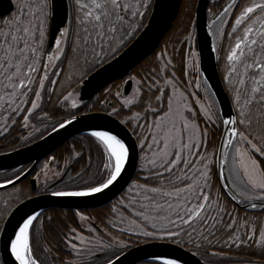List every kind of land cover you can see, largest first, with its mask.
I'll list each match as a JSON object with an SVG mask.
<instances>
[{"label":"snow or ice","instance_id":"1","mask_svg":"<svg viewBox=\"0 0 264 264\" xmlns=\"http://www.w3.org/2000/svg\"><path fill=\"white\" fill-rule=\"evenodd\" d=\"M9 2L0 13V136L22 128L18 139L28 144L67 131L83 122L85 109L94 111L79 96L82 83L91 84L90 73L107 72L141 32L147 35L154 0H65L62 26L55 25L54 0ZM218 7L209 9L208 29L219 40L211 51L229 111L205 75L190 24L180 63L191 79L176 75L179 50L161 49L154 67L128 77L131 94L117 89L116 103L103 98L104 115L87 117L97 121L86 135L98 162L71 145L60 160L47 157L35 177L43 176L44 194L69 205L76 221L57 229L63 248L45 243L37 256V231L53 217L22 208L13 224L3 202L0 264H95L101 257L105 264H136L128 253L137 247L151 257L148 264H182V250L206 257L205 264H264V0H221ZM106 117H122L123 129L109 127ZM210 136L218 137L211 146ZM137 149L140 171L128 182ZM26 176L14 170L0 188ZM105 198L108 212L98 224L87 208Z\"/></svg>","mask_w":264,"mask_h":264},{"label":"water","instance_id":"2","mask_svg":"<svg viewBox=\"0 0 264 264\" xmlns=\"http://www.w3.org/2000/svg\"><path fill=\"white\" fill-rule=\"evenodd\" d=\"M211 0H198L195 11V28H196V39L197 47L202 48V67L208 69L205 75L210 77V83L212 88L215 90L217 96L220 98L221 106L227 112L229 111L228 104L225 102V94L223 92V84L221 80L220 71L215 60V53H212V45L215 43V39L209 34L208 24V7ZM56 8V19L55 25L62 26V21L66 13L65 0H54ZM69 2V0H68ZM182 0H154L153 9L151 15L147 21L148 28L145 32L137 37L132 44H130L124 52L121 54L120 62L115 64L111 62L108 66V71L100 75V70L89 74L88 79H92V83H82L79 96L83 98V102L91 101L101 91H103L108 85L119 79L126 78L132 70L142 63L145 59L152 56L156 49L161 45L163 39L167 33L172 29L175 20L178 17ZM11 7L9 0H0V13H7ZM53 34L50 32L48 44L51 46ZM216 44V43H215ZM115 64V67L112 66ZM216 66V70L213 72L211 68ZM128 80V79H127ZM133 89V83H126L123 87V93L130 94ZM234 114V113H233ZM104 115L103 112H87L82 114L83 122L76 124L74 127L69 126L68 130H60L58 133L48 135V133L37 140L36 142L26 145L24 147L0 153V171L15 169L24 165L31 164L30 168L26 171L27 176L23 177L21 181L30 176L32 171L37 165L45 158L49 157L54 151L63 146L66 142L77 135L87 134L89 124L96 123L97 121L88 120L89 116ZM111 120L108 124L109 127H116L117 130L123 129V125L118 124V118L106 117L105 123ZM134 139V138H133ZM140 154L137 149V159L135 166L131 169L129 176L126 177L128 182L133 180L139 165ZM17 181V183L21 182ZM33 189L36 190L35 179H32ZM127 185H125L126 187ZM11 187L8 185L7 188ZM6 188H0V190ZM122 193V190H118L115 195L111 197L113 201ZM109 204V199L105 198L102 201H93L88 206V209L100 208ZM22 208L36 209L37 211H46L53 208L70 209L69 205L64 202L57 201L54 198H50L45 194L36 195L20 202L8 215L7 221L15 223V219H19V210ZM15 217V219H13ZM3 238L0 237V252L3 251ZM135 251L137 256L141 259H136L131 253ZM130 259L135 260L136 264L140 262L150 261L151 257L146 252H141L140 249L133 248L129 250ZM179 255L183 257L182 264H205V261L200 257L199 254H193L187 250L178 251ZM6 258V254L5 257Z\"/></svg>","mask_w":264,"mask_h":264},{"label":"trees","instance_id":"3","mask_svg":"<svg viewBox=\"0 0 264 264\" xmlns=\"http://www.w3.org/2000/svg\"><path fill=\"white\" fill-rule=\"evenodd\" d=\"M197 1L198 0H182V4H181V8H180L178 17L175 20L172 29L167 33V35L163 39L160 47L156 50V52L152 56L148 57L142 63H140L137 67H135L133 69V71L131 72L130 76H137V78H139V75L145 74L149 69L154 67L155 66V55H156V53H158L161 49L167 47L169 50V54H173L174 49L179 50L180 54L175 55L174 59H173V63L176 64V75L180 76L182 80L187 79L186 75L181 74L180 58H181V55L183 54V52L185 51L184 46H183L184 36L187 33L189 25L193 24V23L195 24V11H196ZM70 2H71V0H70ZM220 2H221V0H211L210 5H209V9H211L212 12L218 11L219 10L218 4ZM208 16H209V19L211 20L209 10H208ZM149 17H148V19H149ZM148 19H147V21H148ZM216 42H217L216 44H219L218 39H216ZM223 54H224V52L221 51V53H220L221 57L223 56ZM220 68H221V66L219 65V69ZM220 73H221V70H220ZM123 81H124L123 79L117 80V81L113 82L112 84L108 85L99 95L95 96L90 102L85 103V104L88 105L90 108H93L94 111H92V112H95V111H101V109L103 108V98L105 96L108 99H110L113 103H116V100L112 96V93H115L117 91V89H119V91L121 90ZM109 89H111V92L108 91ZM46 106L48 108L52 107V105H48L47 103H46ZM85 112H89V111L87 109H85ZM117 118L121 119L122 117H117ZM25 131H26L25 129L17 127V128H14L13 130H11L10 132H8L5 136H0V151H10V150H14L17 148H21L23 146L29 145L30 143L35 142L38 139H40V137L37 136L35 139H33L28 144L22 143L18 139V137H20L22 134H24ZM46 134L47 133H45L44 135H46ZM217 139H218V137H216V136H210V138H209L210 145L209 146H211L212 143L216 142ZM71 145H76L77 150L85 152L86 154L88 152H90L92 155L93 163L98 162L97 157L99 156V153H98V150L96 148V145L86 134L75 136L74 138L69 140L65 145L60 147L57 151L52 153L51 156H55L57 158V160H60V158L62 156H66L68 154L67 150ZM45 161L46 160H43L42 162H40V164L35 169V171H33L32 176L41 170L42 166L45 164ZM61 163H62V161H61ZM81 163H83V160L81 161ZM29 166L30 165H25V166H22L20 168L13 169V170L0 171V181L3 182L8 177L13 176L14 170H18V169L22 168L26 171L29 168ZM79 167H80V164L75 165V168L78 169ZM139 171H140V163H139V168H138L137 173ZM74 174H75V172H73V175ZM136 178H137V174L133 180H135ZM213 181L217 185L220 184L219 180L217 179V177L215 175L213 176ZM15 189L18 191V196L21 199L24 197L26 198V195L29 193V189H30L29 179H25L24 181H22L18 185H16V187H13L12 189H8L7 192L9 194V197H12V195L14 196L13 190H15ZM41 189H42V187H41ZM18 196H16V197H18ZM13 199L8 201L9 205L11 204V201ZM228 203H229L230 207H235L236 211H238L241 215L244 214V210L242 207L236 206L234 204V202H231V201H228ZM13 204H15V203H13ZM13 204H11V205H13ZM108 206H109V204H107L106 206L100 207V208L89 209L87 211L90 212L92 214V216L96 218V221L99 224L101 218H103L105 216V214L108 212ZM65 212L68 213L67 216L63 215V213H65ZM45 213L47 215H51L53 217V223L49 225V224H47V222H45L46 226H45L44 231L43 232H40L39 230L37 231L36 255L41 256V257L43 256V253L40 250V245H42V244L46 243L50 247L60 248V249L63 248V242L61 239V235L59 234V232L57 230L58 228L63 227L65 225L73 226V227L77 226L75 219L71 216L70 210L49 209V210L45 211ZM248 214L249 215L252 214L251 210H249ZM100 226L103 227L102 224ZM201 258L204 261L207 259L206 257H203V256H201ZM105 259H106L105 257L98 258L95 260V264H105ZM148 262L149 261L141 262L139 264H148Z\"/></svg>","mask_w":264,"mask_h":264},{"label":"flooded vegetation","instance_id":"4","mask_svg":"<svg viewBox=\"0 0 264 264\" xmlns=\"http://www.w3.org/2000/svg\"><path fill=\"white\" fill-rule=\"evenodd\" d=\"M1 152V151H0ZM53 170H55L56 171V169L55 168H52ZM51 169V170H52ZM35 171V170H34ZM41 171V170H40ZM39 171V172H40ZM36 173L35 175L36 176H38V175H40V173ZM35 175H31L28 179H29V185H31V178L32 177H34ZM50 175H51V173H50ZM50 179H52V177L50 178ZM24 181V180H23ZM22 182V181H21ZM0 183H2L1 181H0ZM19 184V183H18ZM18 184H16V185H18ZM36 184H37V187H38V190H33L32 189V191L30 192V193H28L27 195H26V198H29V197H32V196H35V195H39V194H43L44 192H43V188L41 189V187H42V184H43V176H41V178H40V180L39 181H37L36 182ZM13 188V187H12ZM12 188H9V189H12ZM7 190L8 189H5V190H2V191H0V196L2 195V197L0 198V211H3V202H7L6 201V199H7V195H8V192H7ZM16 193H18V191L15 189V190H13V194L14 195H17ZM16 198V197H15ZM25 197L24 198H19L18 199V201H16L15 202V204H13L11 207L9 206V209H10V211L17 205V204H19V202H21V201H23L24 199H26ZM4 199V200H3ZM11 205V204H10ZM10 211H9V213H10ZM8 216V215H7ZM7 216L5 217V219L7 218Z\"/></svg>","mask_w":264,"mask_h":264},{"label":"bare ground","instance_id":"5","mask_svg":"<svg viewBox=\"0 0 264 264\" xmlns=\"http://www.w3.org/2000/svg\"><path fill=\"white\" fill-rule=\"evenodd\" d=\"M208 19H209V17H208ZM209 22H210V19H209ZM159 47H160V46H159ZM159 47H158V48H159ZM156 50H157V49H156ZM154 53H155V52H154ZM90 74H91V73H90ZM119 80H122V79H119ZM122 93H123V92H122ZM85 113H87V112H85ZM83 135H85V134H83ZM44 136H45V135H44ZM73 138H74V137H73ZM38 140H39V139H38ZM70 140H71V139H70ZM35 142H36V141H35ZM32 143H34V142H32ZM32 143H30V144H32ZM66 143H67V142H66ZM66 143H65V144H66ZM65 144H64V145H65ZM61 147H62V146H61ZM219 183H220V181H219ZM32 189H33V188H32V186L30 185L29 193L32 191ZM16 194H17V195H14V196L12 195V197H9V194H8V195H7V199H6V201L8 202V201H10L11 199L15 198L16 196H18V193H16ZM1 197H2V195L0 196V198H1ZM32 197H33V196H32ZM29 198H30V197H29ZM26 199H27V198H26ZM26 199H24V200H26ZM3 200H4V199H3ZM24 200H23V201H24ZM14 203H15V202H14ZM19 203H20V202H19ZM17 205H18V204H17ZM17 205H16V206H17ZM16 206H15V207H16ZM10 207H11V206H10ZM15 207H14V208H15ZM14 208H13V209H14ZM13 209H12V210H13ZM53 209H60V208H53ZM12 210H11V211H12ZM63 210H70V209H63ZM11 211H10V212H11ZM9 214H10V213H9ZM9 214H8V215H9ZM7 217H8V216H7ZM6 219H7V218H6ZM6 219H5V220H6Z\"/></svg>","mask_w":264,"mask_h":264},{"label":"rangeland","instance_id":"6","mask_svg":"<svg viewBox=\"0 0 264 264\" xmlns=\"http://www.w3.org/2000/svg\"><path fill=\"white\" fill-rule=\"evenodd\" d=\"M156 52V51H155ZM224 55V54H223ZM223 57V56H222ZM186 78L187 79H191L192 77L190 76V75H186ZM124 84H125V81H123V84H122V87H121V90H120V92L122 93L123 92V87H124ZM134 87H135V85H134ZM192 90H194V89H192ZM130 94H131V92H130ZM52 172H55V170H51ZM52 176L51 175H49V178H51ZM25 179H27V178H25ZM16 198H20L19 196L18 197H16ZM16 198H14L12 201H11V204H13L14 202H16L17 200H16ZM1 206V205H0ZM9 206H12V205H9ZM139 264V263H138Z\"/></svg>","mask_w":264,"mask_h":264}]
</instances>
